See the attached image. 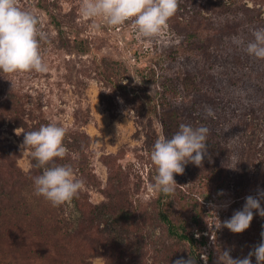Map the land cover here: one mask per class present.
Listing matches in <instances>:
<instances>
[{"label":"rangeland","instance_id":"374dc122","mask_svg":"<svg viewBox=\"0 0 264 264\" xmlns=\"http://www.w3.org/2000/svg\"><path fill=\"white\" fill-rule=\"evenodd\" d=\"M224 1L236 8L226 10ZM17 3L48 35L41 45L48 71L0 72V264H218L226 249L233 258L254 250L264 218L254 215L242 233L223 222L264 191L257 177L260 169L264 176V94L231 102L223 83L229 72L246 70L264 89V71L236 66L239 57L264 65L245 51L264 28V0H179L154 39L142 38L131 21L91 29L82 0ZM212 101L220 113L208 114ZM49 123L66 129L68 155L55 163L70 164L86 182L57 207L35 195L33 177L43 169L23 147L26 131ZM182 123L205 126L208 136L214 124L226 132L214 154L207 136L202 164L174 174L175 192L166 196L151 190L157 168L150 155ZM10 151L17 154L13 173L4 157ZM109 201L125 207L121 220L95 209ZM160 207L188 240L167 233Z\"/></svg>","mask_w":264,"mask_h":264},{"label":"clouds","instance_id":"9594fccd","mask_svg":"<svg viewBox=\"0 0 264 264\" xmlns=\"http://www.w3.org/2000/svg\"><path fill=\"white\" fill-rule=\"evenodd\" d=\"M179 8V0H82L81 15L93 22L90 27L99 31L106 24L120 26L131 21L142 38L154 39L160 36L168 20ZM99 18L103 23H97ZM253 39L246 45L249 56L264 59V28L253 32ZM233 43L242 41L233 37ZM48 41V35L40 29L38 17L18 6L17 0H0V72L46 73L48 65L44 60L41 45ZM209 115L212 110L207 109ZM209 129L180 124L171 137L158 138L150 155L157 168V175L151 190L163 195L175 192L177 183L174 174L182 175L185 166L191 162L202 164L207 152ZM66 129L55 123L41 125L37 130L24 133L23 147L31 149V156L43 171L33 177L36 196L43 197L53 207L70 204L85 189L86 182L78 178L70 164H57V158L64 159L68 149L64 144ZM264 191L245 198L242 209L237 210L223 222V227L233 233H242L250 227L254 215L264 218ZM220 226V225H219ZM262 241L243 258H233L230 249L218 256V264H264V232ZM176 264H194L193 259L183 258Z\"/></svg>","mask_w":264,"mask_h":264},{"label":"trees","instance_id":"16d2710c","mask_svg":"<svg viewBox=\"0 0 264 264\" xmlns=\"http://www.w3.org/2000/svg\"><path fill=\"white\" fill-rule=\"evenodd\" d=\"M222 6L226 10H230L231 8H236V7H234V5L232 3L228 4L226 1H224ZM241 10L245 11V8H242ZM247 10L249 11L250 14L253 15L252 11H250L249 9H247ZM255 22H253V24ZM236 26H234V27L229 26V29H230L229 35L235 33ZM236 61H237L236 62L237 67L242 66L246 63V65H247L246 69H253L254 73L257 75L260 72L264 71V65H262L260 62H257V64H254V58L239 57L236 59ZM250 61H252V62H250ZM223 92H224L225 97L227 99L231 100V102L232 101L238 102L241 99L240 96H243V98L245 97L249 101H254V100H258L261 98L262 94H264V89L260 88V86L256 82L254 76L249 75L246 72V70H240L238 73H235L233 71L228 73V75L224 79ZM210 109L213 111L219 110L220 107H219L218 102L212 101ZM219 111H217V112L220 113ZM224 122L229 124V120H227V119L226 120L224 119ZM213 127H214V129L212 130V132H210V134L208 136L210 138V140L212 141V146H211L212 154H214V153H216L222 149V148H220V141H221L222 137L224 138V135L226 132L221 127H219L218 124H214ZM227 133H228V135H231L230 132L227 131ZM262 133H264V131H262ZM250 137H251V135H250ZM4 157H6L5 160L8 162L7 166L9 168L10 173H13L14 172L13 164L15 162V158L17 157V154L15 156V153L13 155V153L11 154V151H10V153H8L7 155L5 154ZM261 163H263L262 166L264 168V161H262ZM261 172L262 171L260 169L257 177H258V179L260 178L262 181V180H264V176L260 177ZM160 203L162 205L163 201H161ZM95 209L96 210L99 209V210L104 211V212H109L110 214L113 213V215L115 216L114 222L121 220L122 216H125V214L123 212L125 207H120L117 209L110 203V201L108 203L101 205V207H97ZM158 216H159L160 221L166 226L167 233L170 236L175 237L179 240H188V237L185 234L179 233L177 231L175 225L173 224V222L171 221L169 216L163 210H161V207L158 208Z\"/></svg>","mask_w":264,"mask_h":264}]
</instances>
